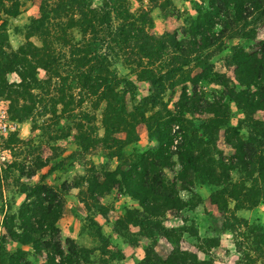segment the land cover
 <instances>
[{"label": "trees", "instance_id": "obj_1", "mask_svg": "<svg viewBox=\"0 0 264 264\" xmlns=\"http://www.w3.org/2000/svg\"><path fill=\"white\" fill-rule=\"evenodd\" d=\"M93 1L41 0L38 16L24 26L25 42L14 51L4 50L6 36L0 30V88L6 92H0V97L4 95L9 102L11 120L21 123L33 112L40 117L46 107L41 108L40 97H49V116L54 119L59 118L55 116L57 106L62 115L70 107L72 138L83 153L99 144L105 150L123 147L135 135V127L143 124L155 147L144 149L138 156L122 158L114 171L103 173L102 182L93 178L95 188L89 192L100 196L116 188L137 202L140 210L136 212L154 228L158 226L154 220L165 212L189 207L178 193L192 195L196 182L214 188L208 199L218 213L217 197L223 199L224 208L233 201L236 211H250L264 202V120L253 118L255 113L264 112V40L252 49L238 45L228 49L225 61L232 68L233 82L217 76L210 62L215 51L225 50L227 31L250 39L257 26L264 25V0H206L203 10H196L195 16L185 20L179 38L176 34L150 33L151 11L169 7V0H145L146 6L142 4L144 0ZM32 37L39 40L40 46L28 41ZM117 66L127 73L120 75ZM39 73L45 77L40 78ZM10 76L16 80L9 81ZM130 76L147 83L149 89L146 98L128 108L127 97L132 101L135 89ZM202 82L215 83L223 90L207 98L198 87ZM165 84L168 88L180 86L171 108L162 101ZM19 101L28 105L17 108ZM86 102L89 108L81 109ZM100 106L103 136L97 138L96 130L88 123L94 120ZM154 109L160 111L146 117ZM196 121L199 124L194 126ZM219 132L231 151L227 157L216 145ZM118 134L123 135V140L115 137ZM174 165L178 172L168 180L164 170L171 172ZM230 172L239 175L237 182L231 181ZM70 188L68 184L57 190L42 185L31 188L27 198L33 201L21 204L17 211L19 232L3 225L9 241L29 246L37 255L38 251L49 253L45 264L85 263V253L72 240L59 239L57 245L49 246L33 238L57 233L54 224L63 210L64 193ZM126 222L142 226L139 221ZM116 225L120 227L119 222ZM251 229L248 228L250 232ZM253 233L257 243L264 238V230ZM162 236L167 239V232ZM190 237L198 239L195 231ZM262 245L257 252L264 259ZM29 256L20 248L12 253L3 249L0 264H30ZM138 264L207 262L195 253L176 249L161 260L151 248H145Z\"/></svg>", "mask_w": 264, "mask_h": 264}, {"label": "rangeland", "instance_id": "obj_2", "mask_svg": "<svg viewBox=\"0 0 264 264\" xmlns=\"http://www.w3.org/2000/svg\"><path fill=\"white\" fill-rule=\"evenodd\" d=\"M97 4V1H93ZM143 6H146L145 0ZM41 0H0V30L6 36V52L14 51L19 45L25 42L24 26L30 19L36 18L39 14ZM136 8V4H133ZM206 7V0H169V7L164 10L155 8L151 11L153 27L150 30L154 35H173L180 37V29L185 28V20L195 16L196 10H203ZM231 30V29H230ZM232 34V35H231ZM232 36V37H229ZM77 38V36H75ZM224 51H215L210 62L213 64V72L222 78L233 82L232 68L228 67L225 57L228 49L234 45L245 46L249 49L257 42L264 40V25H258L250 39H243L233 36V30L224 34ZM36 47L40 42L36 37L29 38ZM9 49V50H8ZM247 51H249L247 49ZM117 72L126 74L117 66ZM194 72V71H193ZM44 78L43 73H39ZM129 79L133 82L132 101L127 97V106L146 98L149 85L136 81L134 77ZM9 81H15V77H8ZM201 92L207 98L211 94H218L223 90L215 83L199 86ZM180 86L166 87L162 97L167 108L177 99ZM66 91V90H65ZM2 94L5 90L0 88ZM67 92V91H66ZM77 94V90H73ZM0 97V107L5 112L7 119L11 120L8 113L9 102L6 97ZM40 117L29 115L26 120L18 124L17 130L5 137H0V253L14 252L22 249L29 253L30 264H45L49 253L38 251L35 254L29 246H20L11 243L3 228V225L18 231L17 211L21 204L32 200L27 198L31 188L37 185L46 186L57 190L62 184H68L70 189L63 196V210L54 224L57 233L49 237V233L33 235L39 242H47L50 245H57L58 240H72L74 244L85 253L84 261L81 264H138L144 257L145 248H151L159 259L164 260L171 249L185 250L195 253L197 258L206 261L207 264H264V259L258 255L257 249L262 247L264 238L258 241L253 232L262 233L264 230V202L250 211L235 210L234 202L230 201L227 208H224L223 199L217 197L220 212L211 204L208 197L213 193V187L204 186V190H196L201 186L197 182L193 185L190 195L185 191H179V197L186 203L181 210L165 212L157 217L154 228L148 221H144L142 214H138L139 207L136 201L116 188L98 195L89 190H94L93 178L102 182L103 173L112 172L121 162L122 158L130 155H139L144 149L155 147L153 140H148L147 132L143 124L135 127V135H131L125 146H113L109 150L99 144L83 153L77 148L72 130V116L67 107L65 113L60 114L61 107L57 106L55 116H49V100L40 97ZM28 105V103H17V108ZM89 102L83 103L81 109L86 110ZM102 106L94 112L95 118L88 126L96 130L97 138L103 136L100 126V111ZM229 109L233 114V106ZM160 109L150 110L146 117ZM76 112V111H75ZM255 120H264V112H257L253 115ZM201 120L203 117H196ZM234 123V118H231ZM199 123L194 122V126ZM87 126V124H85ZM241 136L245 137L244 130ZM115 137L123 140V135ZM134 142H131L135 140ZM217 148L225 157L231 151L222 142L221 132L218 134ZM178 172V166L174 165L172 171L164 170L165 177L172 180ZM231 181L237 182L239 175L230 172ZM248 185V183H246ZM94 187V188H93ZM203 198V199H202ZM216 197H214L215 199ZM33 201V200H32ZM126 219L132 222H142V226L127 224ZM241 219V221H237ZM247 229L245 227V223ZM120 223V227L116 223ZM238 222V224H234ZM251 228L248 230V228ZM196 232L198 239L190 237V233ZM167 232L168 238L162 234ZM113 238V239H112ZM216 238L209 242V239ZM260 240V237H259ZM128 245L131 250L122 252L120 243ZM43 244V243H41ZM29 256V257H30ZM54 258L53 256V262ZM254 262V263H253Z\"/></svg>", "mask_w": 264, "mask_h": 264}, {"label": "built area", "instance_id": "obj_3", "mask_svg": "<svg viewBox=\"0 0 264 264\" xmlns=\"http://www.w3.org/2000/svg\"><path fill=\"white\" fill-rule=\"evenodd\" d=\"M17 128L18 124L8 120L5 110L0 107V137L14 133Z\"/></svg>", "mask_w": 264, "mask_h": 264}, {"label": "crops", "instance_id": "obj_4", "mask_svg": "<svg viewBox=\"0 0 264 264\" xmlns=\"http://www.w3.org/2000/svg\"><path fill=\"white\" fill-rule=\"evenodd\" d=\"M202 190V191H205L204 190V185H201V186H199V187H197V189L196 190ZM203 199V198H202ZM113 239V238H112ZM120 248L119 249H121V251L123 252L124 250H125V252H128L129 250H131V248L128 246V245H126V244H124V243H120V246H119Z\"/></svg>", "mask_w": 264, "mask_h": 264}]
</instances>
